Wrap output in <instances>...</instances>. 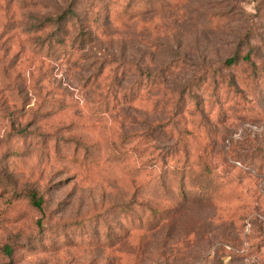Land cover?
I'll list each match as a JSON object with an SVG mask.
<instances>
[{
  "label": "rangeland",
  "instance_id": "374dc122",
  "mask_svg": "<svg viewBox=\"0 0 264 264\" xmlns=\"http://www.w3.org/2000/svg\"><path fill=\"white\" fill-rule=\"evenodd\" d=\"M70 1L0 0V264H264V0Z\"/></svg>",
  "mask_w": 264,
  "mask_h": 264
},
{
  "label": "trees",
  "instance_id": "16d2710c",
  "mask_svg": "<svg viewBox=\"0 0 264 264\" xmlns=\"http://www.w3.org/2000/svg\"><path fill=\"white\" fill-rule=\"evenodd\" d=\"M76 1L77 0H71L68 8L62 14L57 16L56 19L51 18V20H53L55 23L59 24L60 22H62L64 20V18L69 19L71 17H75L76 12H75V8H74L75 5L73 2H76ZM62 41H63L62 39L59 40V42H62ZM248 48H249V50L245 53L235 52L234 56H231V57H228V58L222 60L220 62V68H223V67L224 68H230L233 66H237L240 64H246V63H251V64L255 65L254 57L257 55L256 54L257 51H255L253 46H251L249 44H248ZM236 81H237L236 79L231 78L228 82V85L229 86L232 85L234 88H238L237 86H239V85ZM207 160H208V158H207ZM205 166H206L207 174H211V176H209V177L212 178L213 177L212 176V174H213L212 167L206 163H205ZM179 167L182 169L185 167V165L179 166ZM28 198L31 201V203H33L35 206H37L39 208L43 204V196L41 194H39L34 189L28 191ZM5 250H7V252L11 253V246L6 245Z\"/></svg>",
  "mask_w": 264,
  "mask_h": 264
}]
</instances>
